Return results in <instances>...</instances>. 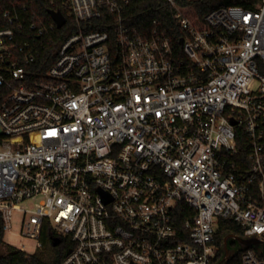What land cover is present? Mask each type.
Segmentation results:
<instances>
[{
	"label": "built area",
	"instance_id": "built-area-1",
	"mask_svg": "<svg viewBox=\"0 0 264 264\" xmlns=\"http://www.w3.org/2000/svg\"><path fill=\"white\" fill-rule=\"evenodd\" d=\"M42 1L0 0V232L37 250L48 220L61 264H264V0L204 28L169 0L181 49L133 0Z\"/></svg>",
	"mask_w": 264,
	"mask_h": 264
},
{
	"label": "trees",
	"instance_id": "trees-1",
	"mask_svg": "<svg viewBox=\"0 0 264 264\" xmlns=\"http://www.w3.org/2000/svg\"><path fill=\"white\" fill-rule=\"evenodd\" d=\"M261 1L262 0H176L183 13L200 28L207 26L205 17L212 9L227 5H242L255 8ZM37 2L45 6L44 1L37 0ZM42 11L46 12V6ZM124 17L126 23L142 31L146 32L156 27L165 31L170 35L173 44L178 49H181V37L185 35V32L174 18V7L169 0H133L125 7ZM68 22L70 24V20ZM103 27H105L104 24L92 26V28ZM68 33L69 29L67 25L63 29H60L55 36L62 38ZM239 143L242 150L246 152L243 142L240 141ZM191 210L192 209L185 200H180L173 208V220L179 232L185 230L184 220ZM224 220L229 223L220 226V234H223L227 230H238V226L231 221L229 217L224 218L223 221ZM2 238L3 232H0V241H2ZM41 240L43 246L33 253H29L9 244L6 250L0 253V264H61L64 257L75 245L70 235L59 234L48 220H44ZM230 264H241V260L237 256Z\"/></svg>",
	"mask_w": 264,
	"mask_h": 264
},
{
	"label": "rangeland",
	"instance_id": "rangeland-1",
	"mask_svg": "<svg viewBox=\"0 0 264 264\" xmlns=\"http://www.w3.org/2000/svg\"><path fill=\"white\" fill-rule=\"evenodd\" d=\"M21 227V221L17 218L14 221L13 229L3 233L2 241H0V253L4 252L9 244L27 252H34L36 250L37 239L22 235Z\"/></svg>",
	"mask_w": 264,
	"mask_h": 264
},
{
	"label": "water",
	"instance_id": "water-1",
	"mask_svg": "<svg viewBox=\"0 0 264 264\" xmlns=\"http://www.w3.org/2000/svg\"><path fill=\"white\" fill-rule=\"evenodd\" d=\"M52 13L53 18L55 19V21L57 22L58 26H62L65 21L66 18L63 15V13L60 10H50ZM181 41H183V38H181ZM2 133V129L0 128V134ZM245 242H248L249 240H244Z\"/></svg>",
	"mask_w": 264,
	"mask_h": 264
}]
</instances>
